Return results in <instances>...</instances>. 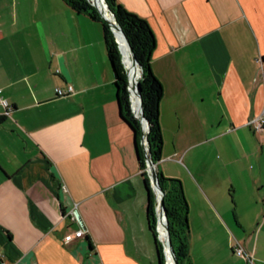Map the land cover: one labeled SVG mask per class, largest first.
I'll list each match as a JSON object with an SVG mask.
<instances>
[{"label": "crops", "instance_id": "crops-1", "mask_svg": "<svg viewBox=\"0 0 264 264\" xmlns=\"http://www.w3.org/2000/svg\"><path fill=\"white\" fill-rule=\"evenodd\" d=\"M118 1L155 36L156 168L198 194L191 263L248 264L234 235L264 264V133L250 123L264 112V0ZM0 88V264H158L101 23L63 0H0ZM75 202L85 232L65 240Z\"/></svg>", "mask_w": 264, "mask_h": 264}, {"label": "trees", "instance_id": "trees-1", "mask_svg": "<svg viewBox=\"0 0 264 264\" xmlns=\"http://www.w3.org/2000/svg\"><path fill=\"white\" fill-rule=\"evenodd\" d=\"M78 13L87 14L97 20L102 26L103 41L110 62L120 114L134 132L139 167L147 191V221L152 232L158 264H164L163 248L156 235V214L154 192L150 187L144 148L141 143V126L138 118L133 114L127 89V75L120 61V52L116 38L109 23L102 18L97 8L89 0H63ZM108 9L113 13L117 23L125 34L132 48L141 75L139 89L143 103V114L148 121L149 130L146 138L149 156L156 163L160 158L162 135L159 124V101L162 96V85L150 67V58L155 47V36L146 18L125 8L118 0H104ZM136 78L138 71L135 70ZM158 183L164 191L163 202L166 212L170 242L178 264H192L189 254V225L187 218V201L183 193L182 184L178 178L165 176L156 168Z\"/></svg>", "mask_w": 264, "mask_h": 264}, {"label": "water", "instance_id": "water-1", "mask_svg": "<svg viewBox=\"0 0 264 264\" xmlns=\"http://www.w3.org/2000/svg\"><path fill=\"white\" fill-rule=\"evenodd\" d=\"M102 1L104 2L105 6L107 8L108 14L103 13L97 7V5L94 2L91 1V3L97 8V10L99 11V13L102 16V18H104L109 23L110 28L113 31V34H114L115 38H116V35H115V32H114V29L118 30L121 33V35L123 36V38L125 40V43L127 45V51H128L129 56L131 57L132 61L139 66L135 56L133 55L132 48L129 45V42H128L125 34L123 33L120 25L115 20V18L113 16V13L108 9V6H107L106 2L104 0H102ZM116 41H117V39H116ZM117 43H118V41H117ZM118 47L120 49L119 43H118ZM120 51H121V49H120ZM122 60H123V64H124L125 61H124L123 54H122ZM125 71H126V75H127V89H128V92H129L128 95H129V100H130V107H131V110H132L133 114L140 121L141 143H142L143 148H144V157H145V162H146V171L148 173L150 187H151V189L154 192L155 214H156V226H155L156 235H157V238L160 240L162 248H163L164 264H167L165 249H169L171 257H172L173 264H178L177 260L175 258L174 251L172 249V245H171L170 237H169L166 212H165V207H164V202H163L164 191H163V189L161 188V186L158 183L157 171H156V163L149 156L148 143H147L148 141H147V138H146L147 132L149 130V124H148V121H147V119L145 118V116L143 114V103H142L140 89H139V78H140V75H141V69L139 67V71H140L139 77L134 82L135 89H136V103L138 105V112H136V110H135V108L133 106L134 103H133V100H132V97H131V91H130V88H129V79L130 78H129V74H128V71H127L126 67H125ZM157 204L159 205L160 214H161V216L163 218L164 227H165V234H164L162 239L160 238L159 231H158V226H157L158 225V218H159L158 212H157Z\"/></svg>", "mask_w": 264, "mask_h": 264}, {"label": "built area", "instance_id": "built-area-1", "mask_svg": "<svg viewBox=\"0 0 264 264\" xmlns=\"http://www.w3.org/2000/svg\"><path fill=\"white\" fill-rule=\"evenodd\" d=\"M73 91V87L71 84H67L66 87H55V93L59 96L69 94ZM131 91V90H130ZM0 105L3 106V112L9 113L10 111V104L7 101V99L1 94V88H0ZM134 106V105H133ZM250 123L253 126V129L255 131L263 132L264 133V112H261L255 118H253ZM65 215L69 216L71 219H73L76 223V227H72L71 229H68L64 232L63 238L65 240H68L72 237H79L82 236L85 232L84 224L79 216V213L77 212V202H75L68 210H66ZM233 251L246 259L248 264L252 263V255L251 253H248L244 250V248L241 246L238 240H234L232 243Z\"/></svg>", "mask_w": 264, "mask_h": 264}, {"label": "bare ground", "instance_id": "bare-ground-1", "mask_svg": "<svg viewBox=\"0 0 264 264\" xmlns=\"http://www.w3.org/2000/svg\"><path fill=\"white\" fill-rule=\"evenodd\" d=\"M92 2H94L97 7L105 14H108V11H107V8L104 4V2L102 0H91ZM114 32H115V35H116V39L119 43V46H120V49L122 51V54L124 56V64H125V67L128 71V74H129V88L131 90V97H132V100H133V103H134V108L136 110V112H138V105L136 103V89H135V85H134V82L136 79H138V77L136 78V74H135V70L138 71V74L140 73L139 71V66L134 63L131 59V57L129 56L128 54V51H127V45L125 43V40L123 38V36L121 35V33L114 29ZM157 212H158V231H161L160 233L162 234V232L165 231V227H164V221H163V218L160 214V208H159V205L157 204ZM165 234V232H164ZM164 234H162V236H164ZM165 254H166V259H167V264H173V261H172V257H171V254H170V251L169 249H165Z\"/></svg>", "mask_w": 264, "mask_h": 264}, {"label": "rangeland", "instance_id": "rangeland-1", "mask_svg": "<svg viewBox=\"0 0 264 264\" xmlns=\"http://www.w3.org/2000/svg\"><path fill=\"white\" fill-rule=\"evenodd\" d=\"M89 1L91 2V0H89ZM117 46H118V43H117ZM118 49H119V47H118ZM119 52H120V61H121L122 66H123V68L125 70V65L123 64V60H122V52L120 51V49H119ZM128 94H129V92H128ZM194 138H195V136L192 138V140ZM167 143L170 144V139L169 138L167 140ZM171 143H172V140H171ZM180 182L182 184V189H183L184 196H185L186 200L188 199V201H189L190 204H192V201H196L197 202V200H198V194H197L196 189L193 186V184L189 180H187V179L184 182L182 180H180ZM159 232H161V231H159ZM164 232H162V234H164ZM234 238H236V237L233 235L232 236L233 241L235 240Z\"/></svg>", "mask_w": 264, "mask_h": 264}]
</instances>
